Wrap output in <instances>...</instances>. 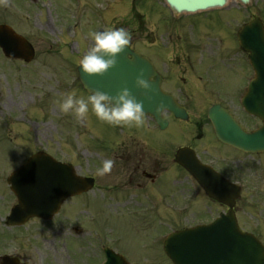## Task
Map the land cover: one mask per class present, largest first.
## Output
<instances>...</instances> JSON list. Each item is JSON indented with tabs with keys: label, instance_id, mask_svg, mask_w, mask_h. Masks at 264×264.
Returning <instances> with one entry per match:
<instances>
[{
	"label": "flooded vegetation",
	"instance_id": "flooded-vegetation-1",
	"mask_svg": "<svg viewBox=\"0 0 264 264\" xmlns=\"http://www.w3.org/2000/svg\"><path fill=\"white\" fill-rule=\"evenodd\" d=\"M138 1L133 27L125 23L110 27L130 29L133 40L129 49L149 62L155 74L152 80L159 81L162 92L187 118L164 112L163 127L148 117L139 128L105 123L112 131L107 138L77 129L69 144L76 153L74 159L53 156L72 166L83 187L84 179L90 180V189L67 198L50 220L32 219L22 226H8L10 207L0 206V264H103L108 252L127 264H156L160 255L155 243L159 241L153 239L154 245L145 246V232H155L165 223L179 230L207 225L226 212L176 165V151L191 150L201 164L232 183L248 171L241 164L242 153L215 137L207 115L219 105L239 122V103L251 70L236 48V6L230 12L228 8L175 15L164 0ZM145 12L155 16L152 31L145 30ZM191 107L202 111H191ZM90 115L97 118L92 112ZM82 134L91 157L85 164L76 159L80 153L85 155V150L78 152ZM106 159L115 161L112 170L99 175L96 170ZM193 193L199 194L198 201H193ZM238 210L235 203V222ZM118 219H124L127 228L142 238L141 249L148 254L128 250L116 228ZM152 246L157 258L150 255Z\"/></svg>",
	"mask_w": 264,
	"mask_h": 264
},
{
	"label": "rangeland",
	"instance_id": "rangeland-1",
	"mask_svg": "<svg viewBox=\"0 0 264 264\" xmlns=\"http://www.w3.org/2000/svg\"><path fill=\"white\" fill-rule=\"evenodd\" d=\"M235 6L236 26L254 15L264 24V0H250L246 8L236 0V5L229 4L228 8L231 9L229 12L233 11ZM125 8L128 10L131 8L130 0L0 2V24H6L14 33L28 39L35 50V59L28 65L19 61L7 63L0 55V206H6L8 202L6 200L10 197L6 184L7 177L29 157L31 150L47 148L48 151L62 158H67L68 155L70 159H74L76 153L69 144L73 143L72 138L76 131L74 128L79 124V120L72 112H61L59 102L62 101L64 94L72 91H75L77 96L87 97L79 91L76 69L86 48L91 47L90 33L94 30H102L103 25L105 29L110 22L127 23L133 27L132 21L134 22L135 19L131 18V13L123 10ZM139 8L140 5L137 10ZM144 15L145 30L152 31L155 16L152 17L148 12ZM226 15L230 14L220 16ZM93 17L95 20L105 22L99 24ZM91 23L92 27H90ZM200 109L191 107V111ZM93 119L90 114L85 119L88 131L98 133L103 138L110 137L112 131L105 122L98 118ZM58 142L62 146L58 145ZM78 143H80L78 152L79 149L83 151L85 147L87 148L88 142L83 134ZM80 154L76 159H80L83 164L91 159L89 149L85 150V155L84 152ZM241 162L244 169L248 170L242 177H236V179L241 178L240 185L243 186L238 214L241 228L244 231H255L257 236L264 240V173L262 176L259 175L261 168L253 167L251 159L244 158ZM261 163L264 166V160ZM255 198H257L254 204L256 209L254 213L249 212L250 217L249 202L253 204ZM3 201L6 202L1 204ZM116 228L123 234L125 246L129 251L135 253L143 251V254H148L147 250L144 252L141 249L142 238L138 239L127 228L124 219H118ZM172 228L173 225L165 223L155 232H145V245L151 243V239H147L149 235L159 234ZM151 250L150 253L153 252L150 254L151 257L157 258L153 246ZM156 251H158L157 247Z\"/></svg>",
	"mask_w": 264,
	"mask_h": 264
},
{
	"label": "water",
	"instance_id": "water-1",
	"mask_svg": "<svg viewBox=\"0 0 264 264\" xmlns=\"http://www.w3.org/2000/svg\"><path fill=\"white\" fill-rule=\"evenodd\" d=\"M166 1L177 12H195L221 7L226 2V0ZM238 1L242 5H247L249 2V0ZM238 40L240 48L249 53V60L257 74L253 89L255 87L264 89V29L262 23L254 18L250 23L244 25L238 33ZM0 48L8 58L23 59L25 62H30L34 55L32 47L6 26H0ZM125 53L120 54L117 58L122 59L123 56V62L126 63ZM144 66L139 61L135 68L146 70ZM132 70L129 66L123 67L116 63L103 76H85L80 68H78V73L79 80L88 93L101 90L114 95L120 89L127 87L138 100L143 102V110L146 114L156 118L158 113L155 112V109L159 105L164 106L163 110L166 109L175 114L178 112L169 100L164 99L155 85H152L151 89L147 91L137 89L134 86L136 76L131 73ZM153 98L158 101H147ZM252 99L254 100L253 95H250L245 100L244 108L248 113L260 118L263 127L250 135L240 130L236 133V141H233L236 148L246 152H255L264 148V96L259 101ZM36 156L38 157H32L13 175L12 181L9 179L18 201V205L12 210L10 219L17 224L23 223L30 217L44 218L59 207L64 198L63 195L67 196L72 193L61 191L63 177L56 171L52 172L56 166L51 164L52 160L50 161V158L40 154ZM176 160L196 177L211 198L228 206H231V203L228 202L229 199L232 202L235 196L237 198V189L235 190L233 186L218 180L215 175L201 170L191 157L184 155L183 151L177 153ZM231 217L232 215L228 214L226 218L218 220L207 228L175 233L166 240L164 251L173 264H264V249L253 237L242 234L237 225L236 230L229 228V223L233 226ZM235 233L236 245L234 242Z\"/></svg>",
	"mask_w": 264,
	"mask_h": 264
},
{
	"label": "clouds",
	"instance_id": "clouds-1",
	"mask_svg": "<svg viewBox=\"0 0 264 264\" xmlns=\"http://www.w3.org/2000/svg\"><path fill=\"white\" fill-rule=\"evenodd\" d=\"M92 44L89 50L80 58L81 72L85 76H103L117 63V57L124 53L132 43V33L124 27H108L103 30H95L90 33ZM155 81L152 76L145 79L143 69L137 74L134 86L140 90H150ZM164 106L156 107L159 113ZM59 109L63 113L72 112L78 120L86 119L89 111L101 121L112 126L127 125L129 127H143L146 123V113L143 110V102L125 87L114 95L108 92L95 90L87 97L77 96L75 91L64 94ZM115 161L106 159L103 165L97 168L99 175H104L112 170Z\"/></svg>",
	"mask_w": 264,
	"mask_h": 264
}]
</instances>
